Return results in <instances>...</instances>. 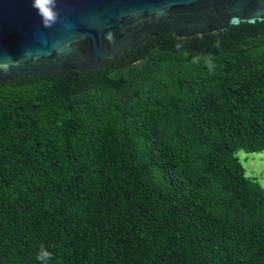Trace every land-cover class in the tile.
<instances>
[{
	"label": "trees",
	"instance_id": "obj_1",
	"mask_svg": "<svg viewBox=\"0 0 264 264\" xmlns=\"http://www.w3.org/2000/svg\"><path fill=\"white\" fill-rule=\"evenodd\" d=\"M209 64L214 67L210 70ZM264 22L0 82V264H264Z\"/></svg>",
	"mask_w": 264,
	"mask_h": 264
},
{
	"label": "water",
	"instance_id": "obj_2",
	"mask_svg": "<svg viewBox=\"0 0 264 264\" xmlns=\"http://www.w3.org/2000/svg\"><path fill=\"white\" fill-rule=\"evenodd\" d=\"M50 27L32 0H0V82L95 71L128 50L264 22V0H57Z\"/></svg>",
	"mask_w": 264,
	"mask_h": 264
},
{
	"label": "rangeland",
	"instance_id": "obj_3",
	"mask_svg": "<svg viewBox=\"0 0 264 264\" xmlns=\"http://www.w3.org/2000/svg\"><path fill=\"white\" fill-rule=\"evenodd\" d=\"M233 157L243 176L264 191V151L254 153L236 151Z\"/></svg>",
	"mask_w": 264,
	"mask_h": 264
},
{
	"label": "clouds",
	"instance_id": "obj_4",
	"mask_svg": "<svg viewBox=\"0 0 264 264\" xmlns=\"http://www.w3.org/2000/svg\"><path fill=\"white\" fill-rule=\"evenodd\" d=\"M57 0H32V6L37 10L38 15L42 18V23L46 27H50L56 22L59 17V13L56 10ZM214 66L209 64L210 70ZM37 259L42 261V264H47V261L51 259V253L41 247V251L37 256Z\"/></svg>",
	"mask_w": 264,
	"mask_h": 264
}]
</instances>
